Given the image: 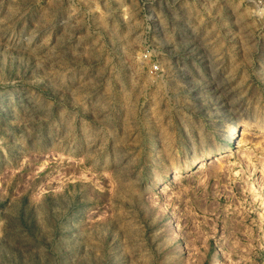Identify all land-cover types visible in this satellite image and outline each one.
I'll list each match as a JSON object with an SVG mask.
<instances>
[{"label": "rangeland", "instance_id": "374dc122", "mask_svg": "<svg viewBox=\"0 0 264 264\" xmlns=\"http://www.w3.org/2000/svg\"><path fill=\"white\" fill-rule=\"evenodd\" d=\"M0 264H264V0H0Z\"/></svg>", "mask_w": 264, "mask_h": 264}, {"label": "bare ground", "instance_id": "6f19581e", "mask_svg": "<svg viewBox=\"0 0 264 264\" xmlns=\"http://www.w3.org/2000/svg\"><path fill=\"white\" fill-rule=\"evenodd\" d=\"M234 129H235V130L237 129V126H236V125H235V128H234ZM235 130H234V131H235Z\"/></svg>", "mask_w": 264, "mask_h": 264}]
</instances>
